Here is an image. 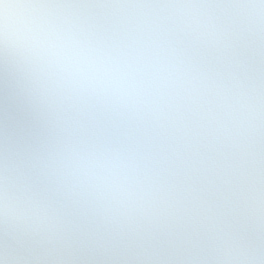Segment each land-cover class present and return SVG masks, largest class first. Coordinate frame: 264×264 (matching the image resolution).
I'll return each mask as SVG.
<instances>
[{"label":"clouds","instance_id":"obj_1","mask_svg":"<svg viewBox=\"0 0 264 264\" xmlns=\"http://www.w3.org/2000/svg\"><path fill=\"white\" fill-rule=\"evenodd\" d=\"M0 264H264V0H0Z\"/></svg>","mask_w":264,"mask_h":264}]
</instances>
